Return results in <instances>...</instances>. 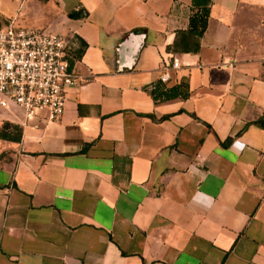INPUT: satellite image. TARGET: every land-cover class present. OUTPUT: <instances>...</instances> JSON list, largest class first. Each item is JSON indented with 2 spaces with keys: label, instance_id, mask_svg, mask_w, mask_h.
<instances>
[{
  "label": "crops",
  "instance_id": "obj_1",
  "mask_svg": "<svg viewBox=\"0 0 264 264\" xmlns=\"http://www.w3.org/2000/svg\"><path fill=\"white\" fill-rule=\"evenodd\" d=\"M191 8L0 0V27L85 44L59 121L0 111L22 128L0 139V264H264V0H211L200 39Z\"/></svg>",
  "mask_w": 264,
  "mask_h": 264
},
{
  "label": "built area",
  "instance_id": "obj_2",
  "mask_svg": "<svg viewBox=\"0 0 264 264\" xmlns=\"http://www.w3.org/2000/svg\"><path fill=\"white\" fill-rule=\"evenodd\" d=\"M68 52L69 41L57 33L15 27L13 21L0 27V108L14 106L26 121L38 113L49 122L59 121L67 88L81 81L70 71ZM178 66L174 59L159 81L167 83L168 71Z\"/></svg>",
  "mask_w": 264,
  "mask_h": 264
},
{
  "label": "trees",
  "instance_id": "obj_3",
  "mask_svg": "<svg viewBox=\"0 0 264 264\" xmlns=\"http://www.w3.org/2000/svg\"><path fill=\"white\" fill-rule=\"evenodd\" d=\"M210 3L211 0H192V8L189 17V23L187 28V35L194 37L196 39H200L207 27V21L210 12ZM84 14H76L72 13L70 15L71 18H83ZM85 44L80 43V49L71 51L68 56V65L72 67L74 61L80 57L83 53V48ZM170 51H174L173 47L169 48ZM153 99L167 101L171 99H175L180 96L185 97L186 95L181 94L180 88H171L168 90H158L151 92ZM256 124L264 129V118L259 119ZM22 128L18 125L12 124L7 121H3L1 123L0 128V139L9 141V142H19L21 140Z\"/></svg>",
  "mask_w": 264,
  "mask_h": 264
},
{
  "label": "rangeland",
  "instance_id": "obj_4",
  "mask_svg": "<svg viewBox=\"0 0 264 264\" xmlns=\"http://www.w3.org/2000/svg\"><path fill=\"white\" fill-rule=\"evenodd\" d=\"M15 27H22V28H26V29H30V30H32V31H37V32H40V33H44V32H51V33H56L54 30H50V29H48V28H44V27H34V26H32V27H30V26H20V25H18L17 23L15 24ZM7 109H10V110H14L15 112H20V110L19 109H17L16 107H14V106H11V107H9V108H7ZM0 111H7L6 109H1L0 108ZM37 116H39V117H43V118H45V113H38L37 114ZM9 117H11V116H9Z\"/></svg>",
  "mask_w": 264,
  "mask_h": 264
}]
</instances>
